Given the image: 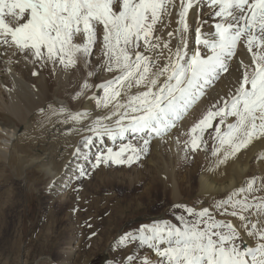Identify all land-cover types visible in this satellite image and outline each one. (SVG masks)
Wrapping results in <instances>:
<instances>
[{"label": "snow or ice", "instance_id": "snow-or-ice-1", "mask_svg": "<svg viewBox=\"0 0 264 264\" xmlns=\"http://www.w3.org/2000/svg\"><path fill=\"white\" fill-rule=\"evenodd\" d=\"M194 7L210 9L213 22L205 31L208 21L197 18L189 49ZM242 44L251 63L240 61L236 86L182 133L186 154L206 150L205 133L218 120L209 133L217 166L264 138V0H0V46L53 71L81 61L89 68L98 48L104 59L88 77L101 68L115 73L95 85L102 94L91 97L103 114L49 106L52 115L66 114L62 123L74 125L69 131L83 134L73 155L92 169L138 162L153 138L167 135L229 72ZM92 87L86 79L75 98ZM97 138L111 144L92 154ZM78 171L89 174L82 165ZM257 193H264V177L246 179L203 208L176 204L178 223L145 225L120 236L117 245L135 242L151 250L139 264H264V195ZM127 260L135 264L137 256Z\"/></svg>", "mask_w": 264, "mask_h": 264}, {"label": "bare ground", "instance_id": "bare-ground-1", "mask_svg": "<svg viewBox=\"0 0 264 264\" xmlns=\"http://www.w3.org/2000/svg\"><path fill=\"white\" fill-rule=\"evenodd\" d=\"M209 13L210 9L208 8L198 10L194 7L190 10L188 16L191 30L189 49L193 47L197 18L201 23L205 20L208 21L203 24L205 31L210 28L213 21ZM174 21L175 13L173 14L172 28L176 27ZM168 30L170 29H165V35ZM172 43L175 44L176 40H173ZM94 52V59L89 68H85L81 61L75 68L66 70L58 66L53 71L51 65L41 67L39 62L31 63V58L25 60L16 52L15 48L0 46V167L3 174L6 171L18 180H29L32 177L34 179L31 180L34 184L45 180L47 182L43 184H45L46 191L51 195L58 196L60 200H64L68 195L79 167L81 165L85 167L88 163L82 157L77 159L73 155L75 148L80 145L83 134L69 131L72 129V124L62 123L66 114L52 115L49 106L51 105L53 108L65 106L71 112L87 109L94 116L103 114L105 110L97 108L91 97L101 95L102 90H98L95 85L111 79L115 73H109L101 68L97 75L88 77V71L95 69L96 65L101 64L104 59L98 48ZM241 60L245 64L251 63V55L243 44L238 48L229 72L223 74L214 87L207 90L206 95L167 135L163 138H153L147 152L151 153V156L146 159L145 155L147 154H144L139 160V169H135L133 177L149 175L153 187V183H155L157 186H164L169 191L173 197V204L182 202L186 195L197 190L199 199L197 208H203L211 205L214 200L224 198L228 193L241 186L246 179L253 176L264 177V138L254 140L236 156L230 157L226 163L217 166V157L212 155L213 141L209 138V133L214 131V125L213 129H209L205 136L208 141L206 150L189 151L187 154L184 151V141L188 137L182 133H186L198 122L220 96H226L229 90L236 86L238 79L242 76ZM33 72H37L38 75H33ZM86 79L93 87L86 90L79 98H75ZM135 91L136 89H133V92ZM73 106H75L74 110ZM41 110L47 113H43L45 119L43 118L40 126L43 136L47 137L37 143L32 123H34V118L38 119L37 112ZM47 120L49 122L57 121L58 124L52 122L53 124L48 126L46 125ZM216 122L218 123V120ZM69 133L73 135L70 136ZM39 139L41 138L39 137ZM106 139L104 142L111 144V141ZM133 141L137 144L142 143L135 137H133ZM95 144V151L104 147L103 141L99 138ZM100 170V174H107L105 166ZM109 175L111 173L105 175V179H108ZM112 175L122 180H125L126 177L119 172L112 173ZM14 194L11 197L13 199L17 198L14 197ZM257 195H264V193H257ZM127 209L128 207L122 210L117 209L115 212L120 214ZM159 217L166 219L163 213ZM230 219L233 223H237V218ZM166 220L177 223L175 220ZM129 244L126 258L134 255L138 248L135 242ZM142 249H145L143 256L152 255L151 250L140 246L139 251ZM76 250L77 246L64 250L68 262L75 256ZM135 255L137 256L138 253ZM153 259L157 258L153 256ZM46 260L49 259L46 258ZM123 262L121 261V263ZM53 264H62V262H53ZM135 264H139V258Z\"/></svg>", "mask_w": 264, "mask_h": 264}, {"label": "rangeland", "instance_id": "rangeland-1", "mask_svg": "<svg viewBox=\"0 0 264 264\" xmlns=\"http://www.w3.org/2000/svg\"><path fill=\"white\" fill-rule=\"evenodd\" d=\"M43 113L47 114L37 112L38 119L34 118L32 123L37 143L47 137L40 129L45 119ZM47 122L49 126L57 121ZM94 147L92 154L96 152ZM146 154L148 159L151 153ZM139 164L140 161L131 167L101 165L92 169L87 163L84 168L89 174L80 176L77 171L72 189L64 200L46 191L43 183L47 181L34 184L31 176L29 180H18L6 171L3 174L0 167V264H37L38 261V264H128L126 254L130 244L117 245L120 236L135 233L148 223L176 221V215L182 212L174 208L173 197L164 186L155 183L152 186L149 175L140 179L133 177ZM104 166L107 174H100ZM117 172L124 174L125 180L112 175ZM12 194L17 198H11ZM198 202L197 190H193L177 204L198 207ZM127 207L120 214L115 212ZM162 213L166 219L159 217ZM73 246H77V250L68 262L64 250ZM138 251L139 247L135 251L137 259L143 256L145 249Z\"/></svg>", "mask_w": 264, "mask_h": 264}]
</instances>
